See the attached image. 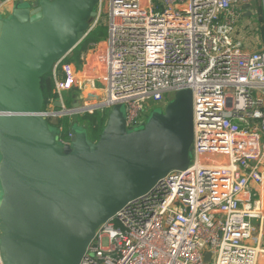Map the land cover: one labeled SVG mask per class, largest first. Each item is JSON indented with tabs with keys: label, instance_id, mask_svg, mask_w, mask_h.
I'll list each match as a JSON object with an SVG mask.
<instances>
[{
	"label": "built area",
	"instance_id": "2783aa9c",
	"mask_svg": "<svg viewBox=\"0 0 264 264\" xmlns=\"http://www.w3.org/2000/svg\"><path fill=\"white\" fill-rule=\"evenodd\" d=\"M251 1L99 0L82 39L105 16L107 37L89 44L79 70L70 53L55 61L62 109L47 116L69 110L67 97L79 102L75 113L105 119L118 104L134 131L155 105L182 89L192 94L189 166L170 170L102 223L78 264H258L259 249L247 241L261 201L240 195L250 182L264 195V50L243 49L234 38L239 7Z\"/></svg>",
	"mask_w": 264,
	"mask_h": 264
},
{
	"label": "water",
	"instance_id": "95a60500",
	"mask_svg": "<svg viewBox=\"0 0 264 264\" xmlns=\"http://www.w3.org/2000/svg\"><path fill=\"white\" fill-rule=\"evenodd\" d=\"M98 1L36 0L0 18L4 264H78L102 223L170 170L190 164L189 89L177 91L134 131L126 129L118 104L110 108L97 140L71 129L68 142L61 143L51 128L43 110L42 77L82 39ZM93 98L101 99L87 95ZM78 105L75 100L64 114L75 113ZM61 106L54 102V108ZM209 259L206 252L205 262Z\"/></svg>",
	"mask_w": 264,
	"mask_h": 264
},
{
	"label": "rangeland",
	"instance_id": "374dc122",
	"mask_svg": "<svg viewBox=\"0 0 264 264\" xmlns=\"http://www.w3.org/2000/svg\"><path fill=\"white\" fill-rule=\"evenodd\" d=\"M20 1L21 0H11L9 3H13V8H15V7L29 6L31 4V1H36V0H31V1L30 0H23V2H20ZM9 5H11V4H9ZM11 8H12V6L4 5V9L2 11V14H0V18L3 17V16L8 15L11 12V10L13 9V8L12 9ZM247 9L251 13H250V15L244 16L245 15L244 11H247ZM239 15H240L239 16L240 19L239 20L237 19L238 21L236 22V27H238V28L242 27L243 21L247 20L250 23V25L255 27L256 32L259 33L260 29H262V26H263V23H264V7H263V5H261V0H253V1L249 2L246 5L240 6L239 7ZM245 30H248V29H245ZM107 35H108V29H107V25H106V16H105L103 18V24L98 26L96 28V30H95V38L96 39L94 41L97 42V41H100L101 39H105L107 37ZM74 65L77 67L78 70L80 69V65L77 66L76 63H74ZM76 92H77V89H75L72 93L76 94ZM67 100L68 99L66 98V101ZM55 101H57V100L55 99ZM50 106H52L51 110H54L55 112L56 111H60L62 109L61 107L60 108H56V107L54 108L53 105H50ZM71 106L69 104H67V103H64L65 109H70ZM163 109H164V106L155 105L151 109L152 111H151V114H150L148 119H150L151 116L154 115L155 113L161 112ZM120 110H121L122 113H124V107L123 106L120 107ZM83 114L84 113H73V114H63V115L48 116V120H49V123L51 124L50 125L51 128L58 135V138H59L60 134H62L63 137L67 138L66 135L63 134V129L64 128L62 127V132H61L60 129H59L60 127L56 126V125H58V123H59L61 118L67 116L73 122V123L70 124L71 129L76 130L78 132H84L92 140H97L98 134L92 136L90 131L88 129L84 128V126H82V122L80 121V118L82 117ZM190 155L192 156V152H190ZM0 199H1V196H0Z\"/></svg>",
	"mask_w": 264,
	"mask_h": 264
},
{
	"label": "crops",
	"instance_id": "0c3cea01",
	"mask_svg": "<svg viewBox=\"0 0 264 264\" xmlns=\"http://www.w3.org/2000/svg\"><path fill=\"white\" fill-rule=\"evenodd\" d=\"M1 1L2 0H0V2ZM32 2L33 1H31V3ZM9 4H11V5H9ZM4 5L12 6V8H13V3H5ZM4 5L0 10V14H2V11L4 9ZM261 5H263V7H264V0H261ZM244 12H245L244 16L250 15V13H251V12H249L248 9H247V11H244ZM239 19H240V17L238 18V20ZM242 24H243L242 27H240V28L236 27L235 28V32H234L235 40L237 39L238 41L241 42V44H242L241 46L243 49L264 50V23H263L262 29H260L259 33L256 32L255 27L250 25V23L247 20L243 21ZM245 29H248V30H245ZM68 98L69 97H67V99ZM54 102L51 101V103L48 105L47 110L52 109V106H50V105L54 106ZM261 170H263V172H264V167H262ZM261 186H262L261 184L250 182L248 192L242 193L240 195V199L243 202L247 201V200L253 201L257 198L261 201V205H262L261 216L258 217L257 219H254L255 232L252 235V237L247 241V243H249L250 245H253L259 249L258 264H264V195L261 192Z\"/></svg>",
	"mask_w": 264,
	"mask_h": 264
},
{
	"label": "trees",
	"instance_id": "16d2710c",
	"mask_svg": "<svg viewBox=\"0 0 264 264\" xmlns=\"http://www.w3.org/2000/svg\"><path fill=\"white\" fill-rule=\"evenodd\" d=\"M96 30V29H95ZM95 30L90 32L85 38H83L76 47L70 52V54L67 57V60L73 61L76 63L77 66L80 65L81 59L80 56L83 52H85L91 42H93L95 38ZM41 88L44 94V106L43 110H47L48 105L57 99V95L54 93V82L51 73H48L42 77L41 81ZM71 101V102H70ZM67 104L70 106L72 105L73 101L68 98L66 101ZM80 121L82 122V126L84 128L88 129L92 136L97 135L99 136V132H101V129L103 128L105 117L100 112H94V113H84L82 117L80 118ZM73 123L72 120H70L67 116L60 119L57 127L61 126L63 127V134L67 135L68 132L71 131L70 124ZM101 128V129H100Z\"/></svg>",
	"mask_w": 264,
	"mask_h": 264
}]
</instances>
